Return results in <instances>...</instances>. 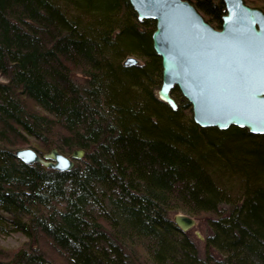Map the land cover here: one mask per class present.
<instances>
[{
  "label": "trees",
  "instance_id": "trees-1",
  "mask_svg": "<svg viewBox=\"0 0 264 264\" xmlns=\"http://www.w3.org/2000/svg\"><path fill=\"white\" fill-rule=\"evenodd\" d=\"M187 1L220 28L222 0ZM155 26L129 0H0V236L25 237L0 264H264V134L162 102ZM28 138L85 155L28 164ZM178 211L210 216L204 256Z\"/></svg>",
  "mask_w": 264,
  "mask_h": 264
},
{
  "label": "water",
  "instance_id": "water-1",
  "mask_svg": "<svg viewBox=\"0 0 264 264\" xmlns=\"http://www.w3.org/2000/svg\"><path fill=\"white\" fill-rule=\"evenodd\" d=\"M222 1L226 13L215 28L187 0H129L139 21L156 22L152 41L161 58L157 96L162 102L177 110L172 95L177 87L201 127L237 126L264 134V12L243 0ZM137 62L128 57L125 64ZM15 154L28 164L68 171L85 151L67 156L55 148L44 154L25 148ZM174 222L183 231L195 225L187 215H177Z\"/></svg>",
  "mask_w": 264,
  "mask_h": 264
},
{
  "label": "rangeland",
  "instance_id": "rangeland-1",
  "mask_svg": "<svg viewBox=\"0 0 264 264\" xmlns=\"http://www.w3.org/2000/svg\"><path fill=\"white\" fill-rule=\"evenodd\" d=\"M243 1L246 5L255 8L254 5L251 2H249V0H243ZM200 13L203 15L202 12H200ZM203 17L205 18L204 15H203ZM215 28H218V27H215ZM71 77L76 83H78L80 85H84L86 83V80H87L85 74L80 72V71H72ZM0 81H3V79L1 77H0ZM155 92L157 94L158 88H157V90H155ZM188 115H189V113H188ZM187 117L189 118V116H187ZM28 139H29V143L21 145L18 149H25V148L35 149V148L40 147L39 143H37L34 139H32V138H28ZM48 152L44 151L43 153H40V154H44V153H48ZM70 154L71 153H66L65 155L68 156ZM177 215H187V216L194 219L195 225L186 231L189 233V235L191 236V238L195 242V244L198 248V251L200 253V256H204L205 255V240H206V237L211 233V229L207 223L210 216H206V215L192 216L185 211H178L176 213L171 212L169 214L170 218L173 220ZM24 241H25V237L19 233H15V234L8 235V236L7 235L0 236V246H5L7 248L19 247Z\"/></svg>",
  "mask_w": 264,
  "mask_h": 264
},
{
  "label": "flooded vegetation",
  "instance_id": "flooded-vegetation-1",
  "mask_svg": "<svg viewBox=\"0 0 264 264\" xmlns=\"http://www.w3.org/2000/svg\"><path fill=\"white\" fill-rule=\"evenodd\" d=\"M197 9V8H196ZM198 10V9H197ZM226 13V12H225Z\"/></svg>",
  "mask_w": 264,
  "mask_h": 264
}]
</instances>
